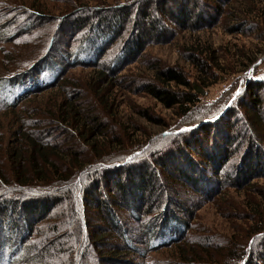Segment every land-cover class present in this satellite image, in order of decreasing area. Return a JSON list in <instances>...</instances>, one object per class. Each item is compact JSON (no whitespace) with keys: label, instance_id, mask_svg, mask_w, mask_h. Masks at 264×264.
Masks as SVG:
<instances>
[{"label":"rangeland","instance_id":"374dc122","mask_svg":"<svg viewBox=\"0 0 264 264\" xmlns=\"http://www.w3.org/2000/svg\"><path fill=\"white\" fill-rule=\"evenodd\" d=\"M166 1L0 0V169L9 171L14 166L6 155L20 147L21 133H36L34 127L41 128L46 118L55 114L56 105L68 99V83L80 88L84 100L79 103L105 128L101 136L92 140L95 149L84 148L85 156L91 161L80 165L83 167L77 165L74 169L71 165L74 162L51 157L64 166L63 172L72 168L73 175L66 183L46 181L47 184L42 182L32 187L0 185V199L19 204L35 198L58 201L50 206V214L33 216L32 223L26 227L22 217L16 214L9 221L4 220L0 226V264H107L112 251L120 248L113 247L116 243L113 235L102 240L106 242L105 248L98 247V241L97 245L92 243L91 228L106 223L86 209V185L106 169H127L138 163L152 169L160 188L156 192L158 198L144 206L136 218L127 210L114 209L127 236L139 242L137 252L125 257L127 264H180L183 255L196 260L193 264H207L205 261L248 264L251 255L260 251L261 243L264 244V168L260 164L264 158L259 159L258 153L259 149L264 152V122L256 115L259 111L246 112L240 106L248 85L264 79V24L258 17L256 0H236L230 8H223L225 11L217 21L214 17L205 18L202 26L193 24V19L177 20L176 9H170L175 15L165 14L164 20L156 12ZM200 2L212 7L217 4L215 0ZM252 8L256 11L251 15L242 13ZM119 13L131 16L125 22L123 34L112 37L101 53L99 67L65 65L63 58L75 52L89 36L87 30H73L74 17L64 21L65 18L79 14L83 21L92 16L94 22V16L111 18ZM147 14L169 25L170 35L149 40L140 54L131 50L134 60L125 66L117 65L112 73L113 59L137 33L134 31L130 37L133 25L139 24ZM91 38L100 40L95 34ZM102 67L109 68L110 74L104 86L96 75ZM167 68L180 71L202 87L212 84L204 88L205 96L186 115L177 107L166 108L141 89L142 84L156 85V71ZM11 79L18 85L7 84ZM24 81L28 82L19 84ZM53 82L63 85L60 93L51 88ZM167 86L186 91L174 83ZM34 89L35 94L29 93ZM23 97L27 99L17 103ZM14 103L16 106L11 107ZM228 108L237 115L238 122L234 114L232 124L236 128L225 132L229 136L235 134L245 123L253 146L246 141L222 149L221 142L219 148H213L214 143L202 140L201 152L212 155L211 160L202 161L185 151L192 161L183 164L187 168L178 163L183 168L179 172L173 170L177 175L167 174L163 167L154 164L153 157L170 153L175 142L191 135L198 126L213 122ZM65 131L69 133L61 137ZM40 135L43 144L64 149L67 145L82 152V143L73 141L77 134L67 127L47 139ZM216 135L212 132L211 140ZM223 137L218 139L221 141ZM216 142L219 143L217 139ZM221 149L226 152H220ZM176 157L180 159L178 154ZM82 159L81 156V162ZM27 167L32 169L28 164ZM203 175L208 179L205 185ZM192 178L198 183L190 181ZM166 207L185 224V228H171L176 241L167 245L163 243L169 240L167 237L158 236L153 241L144 238L148 226L167 225L160 216L161 209ZM14 223L18 226L15 231L11 230ZM25 235L28 238L23 240ZM11 244H22V253L13 255ZM244 252L250 255L245 258ZM10 254L12 257L8 259Z\"/></svg>","mask_w":264,"mask_h":264},{"label":"trees","instance_id":"16d2710c","mask_svg":"<svg viewBox=\"0 0 264 264\" xmlns=\"http://www.w3.org/2000/svg\"><path fill=\"white\" fill-rule=\"evenodd\" d=\"M215 1L217 4L212 7L205 4V2H200V0H167L164 4L159 5V10H157L156 13H158L159 16L165 20V14H168V17H172L175 14L174 11L170 9H176L177 20L186 19L188 21V19H193V24L200 23L196 25L202 26V22L204 21L203 19L205 18L212 19L214 17L215 21H217L218 17L224 13V9H227L228 7L230 8L236 0ZM256 7L258 8L257 11H260V14L258 15L260 22L264 24V0H256ZM254 11H256V8L243 11L242 13L244 15H251ZM81 16L82 15L74 14V16L65 18L64 21L68 18L74 17L73 21H75V23L72 24L73 30H87L89 35L88 39L86 37L82 45H80L75 52H71L70 54L68 53L66 57L63 58V61L66 62L65 65H68V67L73 65H82L95 69L96 67H99V59L102 56L101 53H103L107 44L112 40V37H118L125 31V22L131 14L119 13L118 15L115 14L111 16V18L107 15L100 18L94 16V22L91 20L92 16L90 18H86L85 21H83L84 18ZM169 27V25L167 26L164 24L163 20L156 21L154 16H150L149 14H147V17H144L139 24H134L130 37L134 31H137V33L134 38V34L132 35L133 39L131 38L127 44H124L125 47L121 50L119 55L113 59L111 67H115L111 72L114 73L117 69V65L125 66L131 63L129 61L134 60L130 55L131 50L140 54L149 40H155L163 35L166 36V34L170 35V29L172 28ZM91 32H94L95 35L99 36L100 40L94 41L91 38L94 34L90 36ZM157 42L159 43V41ZM107 69L102 67L101 70L96 72L98 77L97 81H100L102 86L108 83L106 82V76H110V74ZM156 79V85L150 83L142 84V91L148 92L155 99L162 102L166 108L177 107L182 115H186L190 111L191 107L195 106L199 99L205 96L206 92L204 91V88L212 85L210 84L209 86L207 85L202 87L197 82H192L187 79L180 71L172 68L163 70L160 69L159 71H156ZM28 81L19 82V84H24ZM114 81L115 80L113 79V83ZM6 82L9 85H18V82L15 79L7 80ZM171 83H174L177 87L186 88V91L172 90L169 86H167ZM51 85L52 89H56V93H60L63 89V85L61 86L58 83L53 82ZM66 85H68L66 87H69L70 91L67 95L68 99L66 98L64 101L61 100V102L56 105L55 114L49 115V118H46V123L41 126V128L34 127L36 133L33 134V132L30 131L22 132L20 147H18L16 151H12L6 155V157H8V161L11 164H14V166H17V169L14 170V166L10 168L9 171H2L0 169V185L8 186L9 183H14L17 187H32L39 186V183L43 184L42 182L47 184L46 181H49V184L54 181L66 183L73 175L71 173L72 168L75 169L77 165L79 166L78 168H81L87 162L91 161L89 157L85 156L84 148L87 150H89V148L90 150L91 148L95 149L96 145L92 142V140H94L95 137L101 136V132L105 128L101 126L102 124L98 123V119L91 115V112L85 109L83 104L79 103L84 100V96L79 93L78 89L80 88H76V86L71 83ZM32 92L35 94L36 89L29 93L32 94ZM244 97L245 99L241 100L243 104L240 106L243 107L246 112L259 111L256 115L264 122V79L252 81V83H250L245 89ZM70 98H72V100H70ZM25 99L27 98L23 97L21 100H18L17 103L19 101L22 103ZM15 106L16 103L11 105V107ZM234 114V111H232L231 108H228L213 122L204 123L203 125L198 126L191 132V135L175 142V148L170 150V153L165 155L161 154L158 158H156V156L153 157L155 162L154 164L156 166L163 167L167 174L172 173L177 175V172L174 173L173 170L179 172V170L181 171L183 167L187 166H184L183 164H191L190 161L192 160H190V158L188 160L187 157L189 156L185 155V151L187 153L194 154L202 161L207 160V158L211 160L212 155L208 154L206 151L201 152L203 143L202 140L214 143L213 148H219L218 145L221 142L224 145L222 149L229 145L236 146V143L238 145H242L243 142L246 141L253 146V139L248 137L246 131L248 128H246L245 123H243V129H240L239 127L235 134L229 136V134L225 132H232L235 130L236 124H232V117ZM236 116L237 115L235 114V121L238 122V118H236ZM87 125H90V127H87ZM64 127H67L77 134L75 135L76 138L73 139V141L77 140L82 143V152L71 150L70 148H67V145H65L66 149H64L65 147H56L55 144L49 146L48 144L42 143L43 138H40V134L44 135V138L47 139L52 135H56L61 131H64ZM212 132H216L217 135L211 140ZM68 133V131L62 132L61 137ZM201 135H203V138L205 139L200 138ZM221 135L224 137L223 140L220 141L218 137ZM239 138H241V140ZM216 139L219 141L218 144ZM224 141L226 142L225 144ZM197 148L199 150H197ZM222 149L220 152L225 153L226 150L222 151ZM260 151L261 150L259 149V159L264 158V152ZM176 154L179 155L180 159L176 157ZM81 156L83 158L82 162L80 160ZM51 157H56V159L59 160L62 158V160H65L66 162L68 161L69 163H74H71L72 168L70 171L65 168L66 172L68 171V173H66L62 171L64 166L63 168L60 166L59 160H51ZM99 157L100 156H95V158ZM39 160L41 163H39ZM178 163L183 165V167ZM27 164L28 166H31V170L28 169ZM81 164L83 166L80 167ZM260 167L264 168V159L261 161ZM10 177H12L11 180ZM190 181L194 183L197 182L193 178L190 179ZM206 181L208 182V179L203 175L202 184L205 185ZM159 188L160 186L158 185V178L156 174L152 172V169L144 163H138L127 169H106L96 175L93 179H91L89 184L86 185L84 196L86 209L98 214L99 218L106 223V225H97L91 228L92 237L94 239L92 243L94 245L98 244V247L105 248L106 242L102 240L105 238L109 240L108 238H110V235H113L116 239V243L112 244L113 247L116 249L120 248L118 251H112V255L106 259L107 264H127L125 257L127 255L133 256L134 253L137 252V245L139 244V242H134L133 239L127 236L126 229L123 223L120 222L114 209L127 210L133 217L136 218L138 213H142L141 211L144 206H148L153 199L158 198L159 194L156 192L159 191ZM53 203L54 205H57L58 201L55 200L54 202L53 200L49 201L48 199L41 200L40 198H35L34 201L32 200L31 202L25 203L22 202L19 204L14 200H5L1 198L0 226H2L4 220L9 221L13 214H16L17 217H22V222H24L23 226L26 227L32 223L31 219L33 216L40 215L46 217L50 214V206L53 205ZM160 216L167 223V225L163 228H159L157 224L148 226L144 232V238L146 237L148 240L153 241L154 239H158V236L167 237L169 240L163 242L167 245L176 241L174 240V231H171V228H185V224L182 220L177 218L173 212L171 213L170 210L167 211V207L161 209ZM12 229L14 231L18 229L16 223L12 224L11 230ZM26 231L27 234L28 232L30 233V228L28 227ZM25 238H28L27 235L23 237V240ZM97 241L98 243L96 244ZM119 243H122L121 246ZM10 247L14 250L12 253L13 255L15 254V256L18 253L20 255L24 249H22V247H24L22 244H11ZM151 247L153 246L151 245ZM259 249L260 251L255 254L256 257L251 255V261H249L248 264H264V244L261 243ZM120 253L122 255H120ZM244 254L246 255L245 258L247 255H250L249 252H244ZM244 254H241V256L243 257ZM183 256L184 258L179 260L180 264H193L196 261L191 259V257H185V255ZM11 257L12 254L9 255L8 259ZM246 260L247 259H245V261ZM205 262L209 264L208 261Z\"/></svg>","mask_w":264,"mask_h":264}]
</instances>
